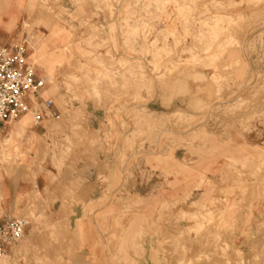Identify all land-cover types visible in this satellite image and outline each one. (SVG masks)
Wrapping results in <instances>:
<instances>
[{
	"label": "rangeland",
	"instance_id": "374dc122",
	"mask_svg": "<svg viewBox=\"0 0 264 264\" xmlns=\"http://www.w3.org/2000/svg\"><path fill=\"white\" fill-rule=\"evenodd\" d=\"M66 1L17 37L60 117L0 128V173L62 191L29 194L0 264H147L158 237L166 264H264V0Z\"/></svg>",
	"mask_w": 264,
	"mask_h": 264
},
{
	"label": "crops",
	"instance_id": "0c3cea01",
	"mask_svg": "<svg viewBox=\"0 0 264 264\" xmlns=\"http://www.w3.org/2000/svg\"><path fill=\"white\" fill-rule=\"evenodd\" d=\"M62 2L67 3L66 0H62ZM239 2L241 3L235 8L236 10H243L251 7H249L246 0H240ZM30 3L31 0H0V45H25L27 60L34 64V62L30 60L28 37H23L19 42L17 40L19 36V24L32 16ZM36 71L38 76L45 81V78L40 75L37 68ZM42 90L37 98H31L30 100L32 108L38 109L41 112L44 111L42 109V103L44 100L48 99L41 95ZM52 110L56 111L57 108L53 106ZM8 125L2 128H6ZM262 137L264 138V134ZM261 143H264V141ZM50 173L56 174V172H1L0 192L2 212H0V219L18 217L17 215H19L29 203V194L35 190L43 193L49 188L50 192H61V186H57L56 188L53 187ZM99 173L100 172L81 173L80 177L86 180L81 190L82 197L85 200L95 197L105 190V185L101 184L98 178ZM78 176L77 174L76 177ZM166 202L169 203L168 200ZM55 203L60 205L61 201L58 199ZM156 224L164 225L166 222L165 220L159 222L158 218H156ZM159 239L160 237L155 238L153 240L154 244L148 246L147 264H155L153 257L160 262L159 264H166L165 251L162 245L158 244ZM153 247L157 249L156 254H152L151 252ZM50 264L56 263L50 262Z\"/></svg>",
	"mask_w": 264,
	"mask_h": 264
},
{
	"label": "built area",
	"instance_id": "2783aa9c",
	"mask_svg": "<svg viewBox=\"0 0 264 264\" xmlns=\"http://www.w3.org/2000/svg\"><path fill=\"white\" fill-rule=\"evenodd\" d=\"M26 51L25 45H0V128L26 112H32L35 124L43 118L40 110L32 108L30 100L39 96L45 81L38 76L35 65L27 60ZM53 106L50 98L42 103L43 110L59 118L60 113L52 110ZM27 225L23 217L0 219V257L11 252L23 238Z\"/></svg>",
	"mask_w": 264,
	"mask_h": 264
},
{
	"label": "bare ground",
	"instance_id": "6f19581e",
	"mask_svg": "<svg viewBox=\"0 0 264 264\" xmlns=\"http://www.w3.org/2000/svg\"><path fill=\"white\" fill-rule=\"evenodd\" d=\"M239 1H240V0H239ZM239 1H236V0H228L227 2H228L229 5H236V4H240V3H241V2H239ZM226 5H227V4H226ZM229 5H228V6H229ZM218 16H221V15H218ZM215 17H216V16H215ZM216 21H217V19H216ZM214 22H215V21H214ZM214 22H213V26H216V25L218 24L217 22H219V20H218L216 23H214ZM210 26H212V25L210 24ZM213 30H214V29H213ZM210 100H211V99H210ZM2 144H3V143H2ZM2 144H1V145H2ZM2 146H3V145H2ZM0 147H1V146H0ZM3 148H4V147H3ZM3 148H2V149H3ZM3 152L5 153L4 156H7V155H8V153L5 152V150H3L2 153H3ZM5 257H7V255H5Z\"/></svg>",
	"mask_w": 264,
	"mask_h": 264
}]
</instances>
